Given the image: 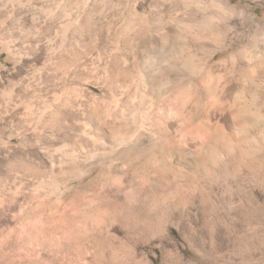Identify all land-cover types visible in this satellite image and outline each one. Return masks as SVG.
<instances>
[{
  "label": "rangeland",
  "instance_id": "obj_1",
  "mask_svg": "<svg viewBox=\"0 0 264 264\" xmlns=\"http://www.w3.org/2000/svg\"><path fill=\"white\" fill-rule=\"evenodd\" d=\"M0 264H264V0H0Z\"/></svg>",
  "mask_w": 264,
  "mask_h": 264
}]
</instances>
